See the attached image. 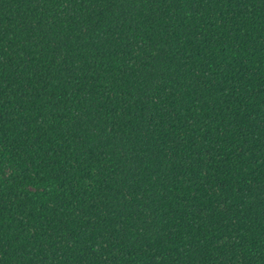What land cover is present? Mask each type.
<instances>
[{
	"label": "trees",
	"instance_id": "1",
	"mask_svg": "<svg viewBox=\"0 0 264 264\" xmlns=\"http://www.w3.org/2000/svg\"><path fill=\"white\" fill-rule=\"evenodd\" d=\"M0 264H264V0H0Z\"/></svg>",
	"mask_w": 264,
	"mask_h": 264
}]
</instances>
